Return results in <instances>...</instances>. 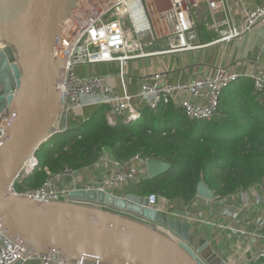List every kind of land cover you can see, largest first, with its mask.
<instances>
[{"label":"water","instance_id":"95a60500","mask_svg":"<svg viewBox=\"0 0 264 264\" xmlns=\"http://www.w3.org/2000/svg\"><path fill=\"white\" fill-rule=\"evenodd\" d=\"M79 1L0 0V41L8 44L0 51V113L9 106L1 115L8 121L0 139V232L23 250L12 264L48 254L66 264H253L254 252L241 259L227 249L216 251L189 222L150 208L148 197L138 193L79 189L68 201L41 202L9 192L24 161L57 133L67 62L59 57L61 26ZM171 168L169 162L147 161L149 179ZM71 182L65 177L62 187ZM197 197L213 201L215 194L200 182Z\"/></svg>","mask_w":264,"mask_h":264},{"label":"built area","instance_id":"2783aa9c","mask_svg":"<svg viewBox=\"0 0 264 264\" xmlns=\"http://www.w3.org/2000/svg\"><path fill=\"white\" fill-rule=\"evenodd\" d=\"M254 0H237L234 6L239 11L241 22L232 25L231 17L218 21V13L229 11L227 0H80L76 7L63 20L59 57L67 59L63 83L60 85L61 106L56 125V135L63 134L62 122L83 106L82 97L95 98L98 105H106L107 118L114 124L119 118L130 123L142 116V112L133 106L134 96L126 90L124 63L136 58L156 55L179 54L201 48L197 45V13L201 4L207 6L205 23L220 33V41L232 42L260 25H264V2L256 4ZM230 27L229 31L223 30ZM133 34V37H132ZM177 43V45H175ZM163 46L162 49L160 47ZM153 47L155 50H148ZM8 44L0 41V51ZM120 64L124 93H118L109 86L103 76H80L79 67L102 63ZM162 75L148 76L141 83V94L150 97L147 107L156 111L162 104L181 107L188 118L197 121H211L218 112L223 90L240 77L253 81L255 91L264 95V70L257 69L245 76L228 74L219 68L213 76H199L186 83L168 84ZM9 107V106H8ZM0 113V139L6 134L4 128L8 118ZM67 127V126H66ZM147 161L140 154L128 160L115 159L108 151H103L99 160L92 164L99 170L98 178L91 184L78 181L80 170L64 169L51 174L45 183L37 189L20 190L25 176L32 174L39 162L36 154L24 161L19 173L9 186V192L41 202H63L70 199V192L79 189H93L107 194L117 195L122 187L127 191L135 190L141 182L149 179ZM88 168V167H87ZM87 168L83 169L86 170ZM65 177L72 182L65 187L60 183ZM264 185V181H263ZM148 197L149 207L165 211L167 216L189 222L198 229L214 227L224 230L226 226L217 225L205 212L193 210L194 202L187 205L181 201H170L158 194ZM198 199V197H197ZM228 215L234 220L239 211L232 213L228 206ZM259 223L264 226L263 221ZM240 236L252 235L260 241L257 260L264 259V233L238 230ZM23 256V250L0 232V264H12ZM46 264H66L57 256L37 255L32 259ZM26 260V261H27ZM73 264H88L80 261Z\"/></svg>","mask_w":264,"mask_h":264},{"label":"trees","instance_id":"16d2710c","mask_svg":"<svg viewBox=\"0 0 264 264\" xmlns=\"http://www.w3.org/2000/svg\"><path fill=\"white\" fill-rule=\"evenodd\" d=\"M97 107L89 120L55 135L36 153L39 165L20 190L37 189L66 168L83 170L103 151L120 161L140 154L171 163L168 172L144 180L135 191L187 205L197 199L200 182L216 199H225L264 181V95L249 78L240 77L223 90L211 121L191 120L181 107L162 104L156 111L144 109L133 122L119 118L112 124L109 108Z\"/></svg>","mask_w":264,"mask_h":264},{"label":"crops","instance_id":"0c3cea01","mask_svg":"<svg viewBox=\"0 0 264 264\" xmlns=\"http://www.w3.org/2000/svg\"><path fill=\"white\" fill-rule=\"evenodd\" d=\"M229 11L226 14L218 13L216 18L222 21L231 17L232 25L241 22L239 11L234 6L237 0H227ZM256 4H262L264 0H254ZM208 10L205 3L201 4L197 13L198 39L197 45L201 48L186 51L179 54L156 55L152 57L136 58L124 63L126 90L134 96L133 106L141 112L148 108L150 97H143L141 94V83L144 78L154 75H162L163 82L168 84L186 83L199 76H213L219 68L227 71L228 74L245 76L257 69L264 70V32L261 29L264 25L257 27L256 34L251 36L247 42L244 36L232 42L220 41V33L213 28L207 27L205 17ZM229 31L230 27H224ZM261 31V34H258ZM263 42L261 41V39ZM262 44V45H261ZM260 49H258V46ZM239 46V48H237ZM148 50H155L149 47ZM257 54L258 57L254 58ZM80 76H103L109 86L118 93L123 94L124 88L120 76L121 68L117 62L102 63L97 65L83 66L77 69ZM83 106L74 110V113L67 122V129H74L77 125L89 120L98 109L95 98L90 96L82 97ZM109 152V151H108ZM78 181L82 184H91L99 176V170L94 165L86 170H80ZM63 181L60 183L62 186ZM69 184V183H68ZM127 192L126 187L119 190ZM131 193H137L132 190ZM232 206V213L239 211L240 215L236 220L228 215V206ZM193 210L205 212L208 218L217 225L226 226L221 230L214 227L193 230L201 233L213 245L216 251L229 250L241 259H249L251 252L257 258L260 241L252 235L240 236L238 230L249 232L256 231L264 233V185L257 184L247 190L240 191L225 199H214L207 201L202 198L195 200ZM24 264H41L39 260H27Z\"/></svg>","mask_w":264,"mask_h":264},{"label":"rangeland","instance_id":"374dc122","mask_svg":"<svg viewBox=\"0 0 264 264\" xmlns=\"http://www.w3.org/2000/svg\"><path fill=\"white\" fill-rule=\"evenodd\" d=\"M162 48H163V46L160 47V49H162Z\"/></svg>","mask_w":264,"mask_h":264},{"label":"bare ground","instance_id":"6f19581e","mask_svg":"<svg viewBox=\"0 0 264 264\" xmlns=\"http://www.w3.org/2000/svg\"><path fill=\"white\" fill-rule=\"evenodd\" d=\"M132 37H133V34H132Z\"/></svg>","mask_w":264,"mask_h":264}]
</instances>
